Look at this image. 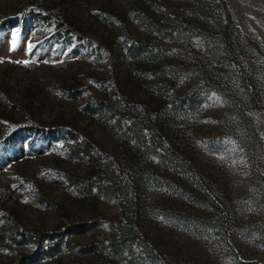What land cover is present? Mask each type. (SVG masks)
Returning a JSON list of instances; mask_svg holds the SVG:
<instances>
[{"label": "rangeland", "instance_id": "1", "mask_svg": "<svg viewBox=\"0 0 264 264\" xmlns=\"http://www.w3.org/2000/svg\"><path fill=\"white\" fill-rule=\"evenodd\" d=\"M0 264H264V0H0Z\"/></svg>", "mask_w": 264, "mask_h": 264}]
</instances>
